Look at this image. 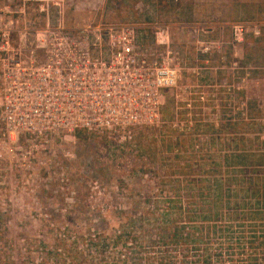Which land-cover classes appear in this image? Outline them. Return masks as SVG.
<instances>
[{
  "label": "rangeland",
  "instance_id": "rangeland-1",
  "mask_svg": "<svg viewBox=\"0 0 264 264\" xmlns=\"http://www.w3.org/2000/svg\"><path fill=\"white\" fill-rule=\"evenodd\" d=\"M120 25L184 67L162 123L124 145L41 141L0 93V264H264V0H0V73L55 30Z\"/></svg>",
  "mask_w": 264,
  "mask_h": 264
},
{
  "label": "built area",
  "instance_id": "built-area-1",
  "mask_svg": "<svg viewBox=\"0 0 264 264\" xmlns=\"http://www.w3.org/2000/svg\"><path fill=\"white\" fill-rule=\"evenodd\" d=\"M105 30L101 41L94 35L84 40L67 37L58 29L50 39H36L26 54L13 49L4 64L7 69L0 73V93H10V120L17 136L28 132L41 141L70 145L83 132L124 145L137 130L162 123L164 93L180 87L184 67L179 58L157 37L154 45L136 38L134 27ZM242 33L243 26L235 25L237 42ZM253 34L262 36L258 27ZM4 44L10 47L8 39ZM259 70L263 116L258 122L264 141V64ZM181 88L189 92L187 84ZM70 153L65 150L64 156Z\"/></svg>",
  "mask_w": 264,
  "mask_h": 264
},
{
  "label": "crops",
  "instance_id": "crops-1",
  "mask_svg": "<svg viewBox=\"0 0 264 264\" xmlns=\"http://www.w3.org/2000/svg\"><path fill=\"white\" fill-rule=\"evenodd\" d=\"M208 37H203L202 36V38H201V40L205 43L208 39H207Z\"/></svg>",
  "mask_w": 264,
  "mask_h": 264
}]
</instances>
